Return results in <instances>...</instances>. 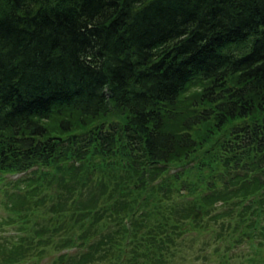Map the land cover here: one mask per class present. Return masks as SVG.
I'll use <instances>...</instances> for the list:
<instances>
[{
    "label": "trees",
    "instance_id": "trees-1",
    "mask_svg": "<svg viewBox=\"0 0 264 264\" xmlns=\"http://www.w3.org/2000/svg\"><path fill=\"white\" fill-rule=\"evenodd\" d=\"M1 175L0 264H166L195 208L264 215V0H0Z\"/></svg>",
    "mask_w": 264,
    "mask_h": 264
},
{
    "label": "rangeland",
    "instance_id": "rangeland-1",
    "mask_svg": "<svg viewBox=\"0 0 264 264\" xmlns=\"http://www.w3.org/2000/svg\"><path fill=\"white\" fill-rule=\"evenodd\" d=\"M185 106L183 107L186 108ZM199 157L204 158L205 156L201 154ZM200 173V177L198 174H192L190 179L189 175L184 177L189 180L190 184L193 182V189H196L194 187L200 185L201 190L199 192L204 193L208 190L206 188L210 189L211 185L214 187L217 185L216 188L223 186L219 182L221 178H218L217 181L211 179L214 176L211 168ZM224 178L226 179V177ZM13 180H15L13 177H6L4 180H0V237L18 236L16 228L19 223L21 229L25 227L19 215L15 212L13 214L10 209H7L10 208L8 207L10 206L8 203L11 204L13 202L11 197L16 192L15 185L11 183ZM55 190L57 191L58 189L51 188V190L48 189L47 191L53 194ZM187 192L185 191V193ZM208 192L215 193V190H208ZM46 194L48 193L46 192ZM52 194L47 195V199H45L46 204L39 209V212L27 213L25 215L27 220L30 221V225L43 224L45 221H48L50 217L44 214L49 210L48 208L55 206V204L59 205L63 197H69V195H64L62 197L55 196V199H50ZM196 196L197 201H194V203L200 204L201 197L198 196V193ZM38 198H41V196H38ZM173 198L174 200L178 199L177 193ZM191 198L193 199L194 197ZM178 200L182 202V199ZM201 203L203 204V202ZM170 204H174V202L166 201L163 203V205H166L165 209H163L165 213ZM203 206V209L195 208L191 218L186 221L184 231L189 230L188 233L181 236L176 235L174 245L171 249H168L170 256L168 257L166 253H164L165 255L163 254L165 258H168L166 264H264V215L256 210L258 205H253V203L239 199L233 204L216 202L211 206ZM195 213L200 214L198 219L194 218ZM71 216L72 213L67 212L68 220L71 219ZM58 217L59 215L55 214L49 220L53 221L56 227L59 226ZM10 218L18 224L14 227L2 225L3 222H6ZM74 221L77 220H73L72 222ZM68 229L60 234L65 235L68 233ZM25 232L28 233L30 231L25 230ZM177 233L181 234L182 232L178 231ZM52 260L53 258L51 257L44 262L48 264ZM93 264L109 263L101 261L100 263L96 262Z\"/></svg>",
    "mask_w": 264,
    "mask_h": 264
},
{
    "label": "water",
    "instance_id": "water-1",
    "mask_svg": "<svg viewBox=\"0 0 264 264\" xmlns=\"http://www.w3.org/2000/svg\"><path fill=\"white\" fill-rule=\"evenodd\" d=\"M199 217H200V214L195 213L194 218H195V219H198Z\"/></svg>",
    "mask_w": 264,
    "mask_h": 264
}]
</instances>
